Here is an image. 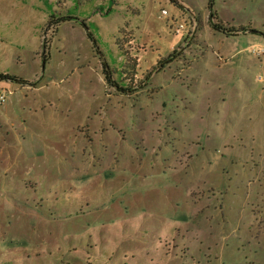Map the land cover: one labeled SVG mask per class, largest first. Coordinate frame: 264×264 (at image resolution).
<instances>
[{
  "label": "rangeland",
  "instance_id": "obj_1",
  "mask_svg": "<svg viewBox=\"0 0 264 264\" xmlns=\"http://www.w3.org/2000/svg\"><path fill=\"white\" fill-rule=\"evenodd\" d=\"M0 264H264V0H0Z\"/></svg>",
  "mask_w": 264,
  "mask_h": 264
},
{
  "label": "trees",
  "instance_id": "obj_2",
  "mask_svg": "<svg viewBox=\"0 0 264 264\" xmlns=\"http://www.w3.org/2000/svg\"><path fill=\"white\" fill-rule=\"evenodd\" d=\"M214 18V16H212V19ZM215 30L217 31H221V32H227V30H225L223 27H221V25H215ZM244 30H237V29H229L228 32L230 33V35H237L239 32H242Z\"/></svg>",
  "mask_w": 264,
  "mask_h": 264
},
{
  "label": "built area",
  "instance_id": "obj_3",
  "mask_svg": "<svg viewBox=\"0 0 264 264\" xmlns=\"http://www.w3.org/2000/svg\"><path fill=\"white\" fill-rule=\"evenodd\" d=\"M185 28V25L181 24L179 27L176 29V33L179 34L183 29ZM5 101V97L1 96V103Z\"/></svg>",
  "mask_w": 264,
  "mask_h": 264
}]
</instances>
